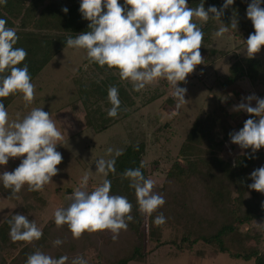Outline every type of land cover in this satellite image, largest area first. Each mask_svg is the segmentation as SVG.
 Returning a JSON list of instances; mask_svg holds the SVG:
<instances>
[{"label":"trees","instance_id":"16d2710c","mask_svg":"<svg viewBox=\"0 0 264 264\" xmlns=\"http://www.w3.org/2000/svg\"><path fill=\"white\" fill-rule=\"evenodd\" d=\"M200 2L188 0L189 7L193 8ZM203 2L205 9L209 6L219 9L225 0ZM250 2L235 0L221 17V21L229 26L233 17L238 21L236 30L229 29L238 43H245L249 34L254 32L252 22L246 16ZM119 3L123 5L124 0H119ZM261 6L264 7V4ZM63 7L68 8L67 14L61 10ZM79 7L80 2L76 0L70 3L66 0H7L6 4H0V18L5 19L7 26L14 28L19 36L16 47L27 51L24 63L28 65L32 82L67 48L66 39L69 36L75 37L89 31L90 22L82 18ZM196 22L199 24V21ZM219 26V21L211 19L201 25L204 38L200 51L204 65L215 56L223 55V52L214 48L213 33ZM87 63L98 74L76 80L80 102L85 111L84 124L96 133H102L131 117L139 92L134 91L128 81L121 80L117 70L108 69L107 66L102 68L90 63L88 58ZM99 74L102 78H99ZM218 83L224 96L229 88L239 83H247L255 88L264 86V57H236L228 75ZM111 86L118 88L121 101L118 115L114 118L107 115L111 108L108 101V89ZM20 96L10 95L0 98V102L8 109ZM230 120L232 115L221 101L212 112L194 122L177 161L167 174L164 186L158 190L153 189L164 197L166 203L152 216L140 213L135 190L129 186L128 179L122 178L126 169L135 168H140L145 178H149L144 163L146 144H130L114 158L115 171L109 172L106 177L111 181V194L127 197L133 205L131 215L134 219L128 222L126 230L120 231L124 232V237H129L121 248L122 252L115 255L111 253L112 258H104L107 264L143 263L147 257L148 244H155V248L167 244L162 242L167 227L175 235L170 244L180 251L193 252L202 243L232 260L264 264L261 234L253 235L243 231V228L264 220V194L248 188L252 183L248 178L250 173L264 166V151L261 148L254 154L255 158H249L251 149H248V153L235 159V164L226 159L223 154L225 145L230 143L229 133L236 131ZM243 124L238 125V128L243 127ZM167 128V125L163 127ZM17 195L18 199L12 197L10 190L5 189L0 182V196L22 208V211L15 210L0 226V264H25L28 255L36 250L49 252L54 248L50 241L58 238L63 241L60 246L66 255L72 258L83 257L86 249L95 245L99 247L98 240L105 237L104 231H98L85 232L79 239H75L67 225H64L60 230L45 229L38 241L13 242L8 221L14 214L25 215L35 208L34 202L42 201L39 192L28 191L26 185ZM160 213L166 217V222L157 226L153 221ZM112 240L109 239L108 243H113ZM100 254L102 256L101 251ZM61 256L64 255H55L57 259Z\"/></svg>","mask_w":264,"mask_h":264},{"label":"clouds","instance_id":"9594fccd","mask_svg":"<svg viewBox=\"0 0 264 264\" xmlns=\"http://www.w3.org/2000/svg\"><path fill=\"white\" fill-rule=\"evenodd\" d=\"M234 2L225 0L219 9L216 6L205 9L203 0L194 8L189 7L188 0H124L123 5L119 0H81L79 11L82 18L90 22L89 31L69 36L66 47L84 49L90 63L117 70L120 79L130 82L136 92L159 80L167 81L176 101L170 111L171 118L187 102V88L179 85L186 83L187 76L204 63L200 51L204 38L201 25L210 19L219 21L220 26L213 33L216 38L223 37L230 28L236 30L235 17L230 26L221 21L224 10ZM6 3L7 0H0V4ZM262 4L264 0H251L246 10L254 28L245 41L248 58H254L264 48ZM61 10L65 14L69 11L67 7ZM18 40L16 30L0 18V98L21 94L27 106L34 101L35 85L24 63L27 51L16 47ZM108 101L111 108L107 115L114 118L121 105L117 87L108 89ZM253 101L255 106H252ZM232 111L245 112L250 118L240 130L229 133L230 142L242 150L251 149L249 158H255L254 154L264 148V98L250 94L234 105ZM63 140V131L42 107L32 108L22 119L10 120L5 105L0 102V165L6 166L10 158L24 157L13 171L0 173V182L10 190L12 197L18 199L17 194L25 185L28 191L39 192L52 183V178L60 171L57 166L63 161L62 154L56 150ZM113 152L111 147L106 150L107 155ZM120 154L115 150L116 156ZM114 164V159L96 161V172L105 179L89 190L90 177L85 174L80 186L69 195V205L55 210L57 227L67 225L75 239L85 232L109 230L115 240L121 230L127 229L128 222L134 219L133 205L127 197L111 194V181L106 177L115 171ZM122 178L128 179L129 186L135 190L140 213L152 216L166 203L162 195L154 192L155 181L145 178L140 168L126 169ZM248 178L252 180L248 188L264 194V166L253 170ZM153 222L160 226L166 222V217L160 213ZM8 223L13 242L31 243L43 236L42 230L26 215L14 214ZM259 225L264 226V223ZM62 243L59 238L53 241L55 246ZM67 261V256L57 259L36 250L28 255L25 264H66ZM71 264H87V260L76 256Z\"/></svg>","mask_w":264,"mask_h":264},{"label":"rangeland","instance_id":"374dc122","mask_svg":"<svg viewBox=\"0 0 264 264\" xmlns=\"http://www.w3.org/2000/svg\"><path fill=\"white\" fill-rule=\"evenodd\" d=\"M66 1L70 3L72 0ZM76 1L81 2V0ZM232 37L231 32L221 38L215 37L214 48L223 52V55L215 56L208 64L198 65L195 71L187 76V82L179 85L187 88L185 95L187 102L181 106L178 114L170 118V111L175 107L176 101L172 97V89L168 82L159 80L158 83L139 91L134 112L129 119L102 133H96L84 124L85 111L76 85L77 78L95 77L98 73L89 67L84 49L67 47L32 82L35 85V98L32 104L26 106L21 95L7 109L9 119L13 120L18 117L22 119L34 107H42L44 111L52 115L57 122V127L64 134V140L57 145L56 149L63 156L62 163L57 166L60 171L52 178V183L45 185L43 191H39L42 201L34 202L35 208L25 213L28 219L34 221L42 232L45 229L60 230L61 227H57L54 222V212L57 208L68 206L71 202L69 195L80 186L83 176L89 175L88 189L92 190L105 179L103 175L96 172V161L100 158L114 159L115 150L122 153L127 146L133 143L144 142L146 144L144 163L149 179L155 181L154 190L162 188L194 122L212 112L223 98V90L219 83L215 84V81L220 82L228 75L229 68L236 57L248 58L245 50L246 44L238 43L232 40ZM240 44L242 46L237 49L236 46ZM262 57H264V48L254 58ZM101 76L99 78H102ZM247 85V83L246 87H243V84L240 85L246 97L254 93L264 98V86L250 88ZM238 95L234 93L231 97L228 96L232 100L231 103L226 98L224 99V103L226 100L225 104H229L228 109L232 115L230 124L236 128V131L242 128H238V125L250 118L245 112L232 111L233 106L245 97ZM252 106H255V101L252 102ZM166 125L168 128L163 129ZM109 147L114 149L112 155L106 154ZM246 153L248 149L242 150L238 145L230 142L225 145L223 156L235 164V159ZM23 158H10L6 166L0 165V173L13 171ZM15 210L22 211V208L15 202L0 196V226ZM260 223H264V220L243 228V231H249L253 235L261 234V248L264 249V226H260ZM104 232L105 237L97 242L99 247L98 245L90 246L85 250L83 257L87 260V264H107L108 261L104 258H112L111 253L120 254L124 242L129 238L124 237V232H121L116 242L112 240L113 243L109 244L108 240L113 237V234L109 230H104ZM174 236L170 227L165 228L162 242H167L168 245L155 248V244H148L146 260L143 263L130 264H255L253 261L232 260L227 255L202 243L198 244L193 252L180 251L170 244ZM55 240H51L50 243L53 244ZM46 254L54 258L56 254H63L68 257L66 264H71L73 259L62 251L60 245H54V248Z\"/></svg>","mask_w":264,"mask_h":264},{"label":"crops","instance_id":"0c3cea01","mask_svg":"<svg viewBox=\"0 0 264 264\" xmlns=\"http://www.w3.org/2000/svg\"><path fill=\"white\" fill-rule=\"evenodd\" d=\"M229 33V32H228ZM227 34V33H226ZM234 39V37H232V40ZM215 40V42H216V38L214 39ZM235 40V39H234ZM215 44V43H214ZM241 45L242 44H240V46H236V48L237 49H239V47H241ZM219 51V50H218ZM219 52H221V51H219ZM239 58H241V57H239ZM232 65V64H231ZM216 83L215 84H217L218 83V81H215ZM241 84H243L244 86L243 87H246V83H239V84H237V85H235V86H233V87H231V88H229L227 91H226V95L224 96L223 95V98L221 99V101L223 102V105L225 106V107H227V108H229L228 107V105L229 104H225L226 103V100H225V103H224V99L226 98L227 100H229L230 101V103L232 102V100L231 99H229L228 98V96H232V94H234V93H237V94H239L238 96L240 97V96H245V93L242 91V87L240 86ZM247 86H249L250 88H253L251 85H247ZM233 88V90H231ZM223 93V92H222ZM246 97V96H245Z\"/></svg>","mask_w":264,"mask_h":264}]
</instances>
